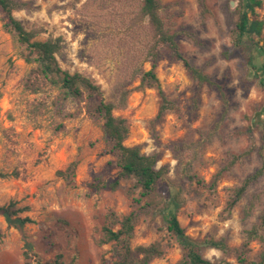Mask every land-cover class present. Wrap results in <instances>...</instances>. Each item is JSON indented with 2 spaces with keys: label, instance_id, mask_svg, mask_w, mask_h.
Segmentation results:
<instances>
[{
  "label": "rangeland",
  "instance_id": "obj_1",
  "mask_svg": "<svg viewBox=\"0 0 264 264\" xmlns=\"http://www.w3.org/2000/svg\"><path fill=\"white\" fill-rule=\"evenodd\" d=\"M19 1L27 3L14 13L24 26L44 28L38 39L62 37L61 66L91 76L105 99L116 102L120 56L106 51L100 42V30L119 22V14L113 11L116 0ZM160 2L184 57L223 84L228 102L224 103L216 87L194 80L183 60L167 47L156 72L174 109L156 119L161 105L158 89H138L139 78L124 87L133 90L126 106L114 113L128 120L126 144H140L145 153L158 152V166L169 167V180L159 184L154 200L144 198L141 203L133 199L140 196L139 190L130 193L131 179H123L115 190L91 187L97 177L111 183L119 175L116 155L104 135V121L90 112L97 99L85 94L63 100L61 91L51 86L37 93L25 89L24 80L33 65L22 58L23 48L15 33L4 26L6 16L0 8V171L19 173L18 177L0 178V204L15 200L29 208L23 215L34 222L24 229L35 258L47 261L61 253L64 264H101L104 259L110 264L111 245L99 241L106 215L113 209L120 215L137 211L133 245L157 240L168 245L166 254L153 264L175 263L184 256V249L168 231L162 208L177 187L184 188L179 220L195 240L224 238L238 247L245 231L258 221L264 203L250 217L244 215V207L264 188V175L230 214L225 210L232 190L261 167L264 134V87L245 52L232 48L236 0ZM257 17L264 21V3ZM151 67L149 62L143 69ZM198 141L203 146L196 148L191 173L210 183L221 172L215 194L185 176L184 164L173 148ZM184 153L185 161L191 160V153ZM233 155L239 159L229 168ZM73 161H77L75 175L66 180L59 171ZM0 228L4 233L0 264H36L24 258L22 234L8 227L2 217ZM253 248V257L258 258L260 243L254 242ZM202 252L213 261L227 259L238 264L233 255L218 249L204 247Z\"/></svg>",
  "mask_w": 264,
  "mask_h": 264
},
{
  "label": "trees",
  "instance_id": "obj_2",
  "mask_svg": "<svg viewBox=\"0 0 264 264\" xmlns=\"http://www.w3.org/2000/svg\"><path fill=\"white\" fill-rule=\"evenodd\" d=\"M115 2L118 6L113 11L119 14V22L115 26L100 30V42L106 51L120 56L117 66L119 88L116 102H109L105 99L101 86L91 76L78 71L72 73L61 66L59 57L64 49L61 36L51 35L46 39H38L43 34L44 28L35 26L27 29L15 16V11L25 8L27 3L19 0H0V8L6 16L4 26L15 33L18 43L23 48L22 58L26 63L33 65L24 80L25 89L37 93L43 87L51 86L61 91L63 100L82 98L85 94L97 99L90 112L104 121V135L110 143L111 152L116 155L119 175L111 183H105L97 177L91 183V187L97 191L105 188L115 190L123 179H131L133 185L130 193L133 195L135 190H139L140 196L133 197V199L136 203H141L144 198L154 200L153 195L159 184L169 180V167L168 165L158 166L160 161L158 152L145 153L140 144H126L130 135L128 120L114 113L115 109L126 106L127 98L133 90L124 87L139 78L138 89L157 88L161 97V105L156 119H161L167 111L174 109L175 104L162 89L156 72V65L163 56V49L167 47L174 56L183 60L194 80L201 85L209 84L216 87L224 103L228 102V93L223 84L184 57L176 40L177 33L172 31L169 21L164 16L160 0H116ZM263 3L264 0H236L231 41L233 50L241 49L245 52L247 63L254 69V74L259 76L260 84L264 87V21L257 17V9L261 8ZM149 62L152 63V67L144 70L143 66ZM198 146H203V143L201 141L185 143L184 148L178 145H174L173 148L177 152L179 162L184 164L182 171L185 176L194 179L199 187H207L212 194H215L221 172L217 173L210 183L191 173L193 156ZM186 151L191 153V160L185 161L184 152ZM259 153L262 159L261 167L232 190L225 209L228 214L244 198L250 186L264 175V134ZM238 159L239 156L233 155L228 167H233ZM76 167L77 161H73L65 171H59V174L66 180H70L69 178L75 175ZM9 176L18 177L19 173L0 171V178ZM183 193L184 188L177 187L162 208L168 231L177 238L184 249V256L177 262L169 264H234L227 259L213 261L205 257L202 252L204 247L218 249L224 255H233L238 264H264V208L258 216V221L245 231L242 244L232 247L224 238L195 240L186 234L178 216L184 203ZM263 203L264 188L248 201L244 207V215L246 217L255 215ZM28 209L27 206H19L15 200L0 204V217L4 218L8 227L15 228L22 234L24 258L28 262L33 260L36 264H64L61 253H57L54 258L47 261L33 257L34 246L28 240L24 229L26 224L34 222L30 216L23 215ZM138 218L135 210L124 215L118 214L113 209L108 211L101 229L102 237L99 243L111 245L110 252L113 261L110 264H153L157 258L166 254L168 245L160 240L147 245H133ZM3 236L4 233L0 228V241ZM254 242H259L261 245L258 258L253 257ZM101 264H108V262L104 259Z\"/></svg>",
  "mask_w": 264,
  "mask_h": 264
}]
</instances>
